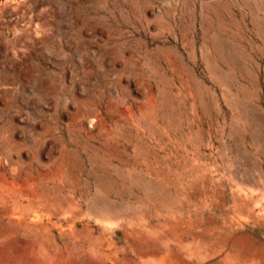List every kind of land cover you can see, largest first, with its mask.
I'll return each instance as SVG.
<instances>
[{"label": "rangeland", "instance_id": "374dc122", "mask_svg": "<svg viewBox=\"0 0 264 264\" xmlns=\"http://www.w3.org/2000/svg\"><path fill=\"white\" fill-rule=\"evenodd\" d=\"M0 264H264V0H0Z\"/></svg>", "mask_w": 264, "mask_h": 264}]
</instances>
